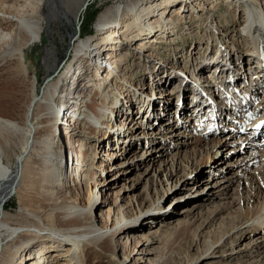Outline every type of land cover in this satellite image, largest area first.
Segmentation results:
<instances>
[{
	"label": "rangeland",
	"instance_id": "obj_1",
	"mask_svg": "<svg viewBox=\"0 0 264 264\" xmlns=\"http://www.w3.org/2000/svg\"><path fill=\"white\" fill-rule=\"evenodd\" d=\"M53 1L47 0L41 6L39 14L42 25L40 41L23 48V53L26 52L24 56L27 55L23 59L25 73L17 70L18 68L13 63L14 59L0 65V118L16 122L19 127L17 131H14L0 126L4 132L0 137L2 158L10 166H13L16 158L20 157L27 139V129L31 130L25 120L27 104L32 94L31 80H34L35 90L40 96L42 89L50 82H57L58 89L62 90L66 89L68 84L69 87L81 85L80 81L86 73L106 74L109 68L106 70L107 66L104 68L103 64L98 71V63L91 66L88 65V61L82 62L80 58L73 59L74 46L84 38L92 37L97 40L100 36L97 31V18L105 8L128 6V15L119 22V26H121L133 18L134 4H140V7L149 1L148 4H151V0H89L77 16H74L73 11L80 0ZM155 1L159 2L160 0ZM246 1L237 2L232 5L233 7L228 4L227 0H205L201 1V6H198L197 2H188L186 7L180 6L181 3L178 2L171 7L167 5L164 15L167 16L166 18L171 17V20L167 22L175 28V33L170 32L169 37L163 38L161 43L153 44L152 47L146 49L139 47L133 49L129 46V42H123L121 57L118 55L120 58L118 56L115 58L119 71L114 70L115 75L110 76L107 80L105 78L101 80L104 83V85L101 84V87H105V91L107 90V94H105L107 108L108 110L113 109L114 115L109 116L105 111H101L102 118L96 122L94 127L86 129L87 133H81L79 136L74 131H70V127L66 123L69 122L71 114L64 117L65 125L56 123L42 127L36 132L34 137L36 146L42 148L45 138L48 137L46 146L52 153L58 151L60 139L64 135L71 140L75 137L82 140L85 146V149L81 151L83 155L84 153L87 156L95 155L94 161L91 163V172L93 173L91 176L94 179L88 180L86 186H80L71 181V189L72 193L78 196L81 204L86 206L89 193L98 192L99 188L105 184L101 187V189H105V197L99 196L93 207L95 214L101 217L106 226H112V211L116 214L121 209L120 205L129 204L131 206L129 219L125 218L121 225L125 226L126 230V233H123L120 238L121 244L112 242L113 256L117 257L119 261L128 255L124 263L148 264L144 261H133L134 258L142 256L139 250L146 247L151 253L144 255L140 260H145L144 258L147 256L151 260H159V264H264V231L260 229L253 232L248 231L242 218L233 229L228 230L232 223H236V215L249 214V209L246 208L247 204L254 202L253 199L237 201L240 191H236L235 187L242 186L243 180L240 179L239 182L234 180L224 194H220L218 191L217 195H212L208 187L203 188L204 184L201 181L208 177L210 180L213 177V180L216 181L230 175L237 167L228 162L235 160L238 156L232 155L229 151L226 155L229 161L225 163L226 160H219V153L206 157L204 151L201 156H192L190 147L185 149L188 151L187 154H183L182 151L181 156H178L177 161L181 165L173 170L174 167L172 169L170 165L172 157L177 149L181 148V146L176 148L178 142L181 141L178 138L181 135H178L179 133L175 135V133L181 129L185 131L186 128L177 123L169 127L165 126V123L169 121L177 122V120H169V118L173 116L171 109L177 95L181 93V90L186 89V83L181 85L179 77L182 80H184V76L191 77L190 74L193 73L195 67L196 72L200 71L204 77L209 67L217 66V64L215 66L210 63L216 60H221V62L227 60L233 64L232 71L235 72L236 78L237 74L240 78L241 75L255 72L252 67L253 60L249 63H244L242 60V54L247 51L248 43L250 49L251 40L254 37L252 28L247 33L245 19L251 15L263 20L264 0H257L263 11L257 6H251L255 5L254 3ZM0 3V6L3 3L2 7L9 10L12 2L11 0H0ZM4 5L6 6L4 7ZM187 7L188 11H186ZM197 7L203 8L202 11H198ZM152 9H147L148 18L159 13ZM154 9L158 10V6ZM256 9L261 13L255 11ZM63 12H66L71 20L63 16ZM112 18L111 15L106 22L110 23L108 20ZM141 18L142 16L139 15L138 20ZM243 22L245 23L243 24ZM113 25L114 22L111 27L103 30L104 32L108 30L104 35H111L113 31L110 29ZM210 25L215 26L216 31H213ZM74 28L75 36H72ZM122 36L119 33L118 39ZM244 37L248 38L249 42ZM132 43L137 46L139 42L134 40ZM221 48L228 50L223 52L231 55L230 60L227 59V56H221L219 59V55L213 54L216 49ZM250 52H252L251 49ZM138 54L139 57L136 59ZM224 57L225 60H223ZM80 62L83 64L79 66V69L83 70L82 74L84 75L81 74L82 76L76 79L75 83L71 82L75 76L72 75V68L68 71L67 67L70 63L73 64L72 66H76ZM238 63H240L239 66ZM235 66L241 68L242 71H235ZM248 70L249 73H247ZM180 72L182 74H179ZM195 75L197 74L195 73ZM217 76L219 77V73ZM256 76L254 80L259 84L261 80L259 75ZM157 79L168 80V82L164 86L158 83V87H156ZM105 84H108L109 89ZM260 85L264 90V84ZM95 91L100 90L96 89ZM162 98L166 100L163 101ZM86 101L88 102V99ZM82 103L84 101H79V104ZM184 106L187 108V105ZM60 109L62 108L60 107ZM125 112H128L135 122L129 120ZM37 115L39 113L34 111L31 116L28 115V119ZM105 121L109 122V126H104ZM120 132L123 133L118 138ZM189 133L191 132L185 131L182 136L188 137ZM236 145H239L238 142L235 147ZM227 147L222 150L223 155L229 148ZM67 153L68 150L65 149L62 166H65L68 173L70 167L67 163ZM50 157L47 154L44 158L50 159ZM190 160L199 162L193 164L194 168L190 169L192 165ZM188 162L189 166L186 165ZM100 165L102 167L98 168ZM213 168L215 172L211 173L210 170ZM169 170L175 175L167 181L165 173ZM56 182V193L60 196L68 183L64 182L63 175L59 176ZM33 185L34 188H37L34 180ZM221 185L216 186L215 189L219 190ZM260 188L264 193L263 186ZM33 191L30 194L31 198L28 197L29 203L32 205L39 200L38 206H46L48 203L41 202L39 192ZM224 202L227 204H223ZM17 207L18 198L16 194H13L5 203L4 208L15 212ZM220 233L224 235V238L222 237L224 245L220 246L215 253L202 255L207 239L214 241L220 236ZM212 238L215 239L212 240ZM125 243L127 249L122 246ZM63 252H66L64 246ZM62 254L56 255L57 262L54 264H59V256H63Z\"/></svg>",
	"mask_w": 264,
	"mask_h": 264
},
{
	"label": "bare ground",
	"instance_id": "obj_2",
	"mask_svg": "<svg viewBox=\"0 0 264 264\" xmlns=\"http://www.w3.org/2000/svg\"><path fill=\"white\" fill-rule=\"evenodd\" d=\"M46 1L47 0H11L12 3L9 6L10 11L5 9L6 5H4L5 8H3L2 3V6H0V65L3 62L5 63V61L7 62L14 59L13 63L18 68L17 70L25 73L23 59L27 57V55L24 56L26 52L23 53V48L41 39L40 34L42 25L39 14L41 6ZM88 1L89 0L86 2L85 0H80L79 4H76L75 10L73 11L74 16H77L78 12L84 8L83 5L88 3ZM201 1L205 0H160L159 2L151 0V4H148L149 1L141 7L139 6L140 4H134L133 7H135V10L132 8V10H134L132 13L133 18L129 19L121 26H119V22L128 15V6L126 5L122 8L120 6H109L102 10L97 18V31L100 33V36L97 40L92 37L81 39L80 42L74 46L75 54L73 56V59L80 58L82 62L88 61V65L91 66L94 65V63H98V71L101 69L104 62L109 63L107 67L110 66V69L106 74L97 75L86 73L84 75L82 74L83 70L79 69V66L83 63L80 62L76 66H72L73 64L70 63L67 69L69 71L72 68V75L75 76L71 82L75 83L76 79L84 75L80 81L81 85L76 87L72 85V87H69L68 84L66 89L63 88L59 90L57 82H50L42 89L40 96L35 90L36 85L34 80H31L32 94L27 104L25 118L31 130L27 129V139L24 143V149L22 153H20V157L16 158L13 166L3 161V152L0 149V264H47L48 262L54 264L57 262L55 257L59 253H63V256H59V264H127L124 262L128 255L125 256L124 259H121V261L113 256L112 252L114 250L112 242L121 244V242H119L121 241L120 238L123 233H126L125 226L121 225L125 218L129 219V211L132 209L131 206L129 204L120 205L121 209L117 211L116 214L112 211V226L108 227L102 222L103 220L101 217L95 214L93 207L94 202L99 196L105 197V189H101L105 184L99 188L98 192L89 193L86 206H83L78 196L72 193L71 181L80 186H86L88 180L94 179V177L91 176L93 174L91 172V163L94 161L95 155L87 156L84 153V156L81 151L85 149V146L82 140L80 141L76 137L71 140L68 136L63 135L59 142L58 151L55 152L56 154L52 153L48 146H46L48 137L45 138L42 148L36 146L37 143L34 137L37 130L42 127L51 126L56 123H59V125L64 123L65 125L63 119L68 114H71L70 117H72L78 113L76 119L68 120V116L67 120L69 122H66L70 127L69 130L74 131L78 136L81 133H87L88 130L86 129H89V127H94L96 122L102 118L101 111H105L109 116L114 115L115 112H113V109L108 110L107 108L108 103L105 100L107 90L105 91V87H103L104 89L101 87V84L104 85L101 80L103 78L107 80L110 76L115 75L114 70L119 71L117 70L118 66L115 63V58L122 54L123 42H129V46L133 49L135 47L146 49L152 47L153 44L161 43L163 38L169 37L170 32L175 33V28L171 26V23L167 22L171 20V17L166 18L167 16L164 15L167 5L171 7L178 2L181 3L180 6L183 5V7H186L188 2H197L198 6H201ZM241 1L242 0H227L228 4L231 6ZM247 1L255 4L251 6H257L263 11L257 0ZM52 2L54 1L52 0ZM157 6L158 10H155L154 8ZM149 8H153L152 10L159 13L148 18L149 14L147 9ZM202 9L197 7L198 11H202ZM260 10L256 9L255 11L260 12ZM186 11H188V7ZM114 13L116 14L114 15ZM62 14L68 18L66 12ZM197 14L199 15V12ZM111 15L113 18L108 20L110 23H107L106 21ZM139 15H141L142 18L138 20ZM68 19L71 20L70 18ZM113 22L114 25L110 29L113 31L111 35H104L108 30L105 32L103 30L111 27ZM245 22L247 23V33H249L252 28V36L254 37H252L250 47L252 52H250L248 43L247 51H243L242 60H244V63H249L252 60L254 61L252 67L255 69V72L250 74H254L255 76L259 75L261 81L258 84V82L254 80V91L260 93L261 90L259 88L262 89L260 84H264V17L263 20H260L256 16L248 15ZM245 22H243V24ZM119 33L123 35L120 39H118ZM72 36H75V28ZM256 36H261L263 38ZM244 38L249 42L248 38ZM134 40L139 42L137 46L135 43L131 44ZM93 41L95 42L93 43ZM117 50L120 51L117 53ZM223 51L227 52L228 50L225 48L219 49V53L217 54V56L219 55V59L221 56H227V59L230 60L231 55ZM101 54L103 56H101ZM138 57L139 54L136 55V59H138ZM214 62L221 63V60H216ZM223 65L224 64H220L219 66L222 67ZM217 67L218 66L214 68L217 69ZM231 68L233 69V66ZM234 69L238 72L242 71L241 68H237V66H235ZM223 71L224 70H219L218 73H223ZM196 74H201V72L197 71ZM237 75L239 77V74ZM167 82L168 80L157 79L156 87H158V83L164 86ZM106 87H109L108 84ZM94 89H99L100 91H95ZM202 90L206 91L204 88H202ZM204 96L205 95H202L201 97ZM87 99L88 102L86 101ZM81 100L84 101V103L79 104ZM162 100L165 101L166 99L162 98ZM217 102L220 103L221 101ZM199 104L200 103H196L195 106ZM262 104L263 106L259 111L261 116L264 117V97L262 99ZM129 105H131V103H129ZM60 107L62 109L59 110ZM34 111L38 112L39 115L28 119V115L31 116ZM125 115L129 120L134 121L128 112H125ZM175 123L174 121H169L165 123V126L169 127L175 125ZM0 126L4 129H11L14 131H17V128L19 129L16 122L4 120L2 118H0ZM104 126H109V122L105 121ZM3 128H0V137L4 134ZM122 133L123 132L118 133V138ZM177 133L181 135L178 137L181 141L178 142V144L176 143V148L180 146L181 148L177 149V152H175L172 157L170 165L172 169L174 167L173 170L181 165L178 164V156L182 151L183 154H187L188 151L185 149L190 147L192 156H201L204 151L206 157L219 153V160H226L225 163L229 161L226 156L229 151H231L232 155L238 156L235 160H230V162H228L230 165H235L237 167L230 175H226V177L216 181L213 180V177L211 180L210 177L202 179L201 181H203L204 184L203 188L208 187L212 195H217L218 191L220 194H224L225 190L234 180L239 182L240 179H242V186L238 185L235 187L236 191H240L237 201H240V199L247 201L253 199L254 202L247 204L248 206L246 208L249 209L248 215L243 213L240 215L235 214L237 217L235 219L236 223H232L228 230L233 229L238 224L239 219L242 218L246 223L248 231L253 232L259 229L264 231V193H262V189L260 188V186L264 188V153L247 152L248 146L242 142L245 137L242 136L233 139L234 136L230 133L223 138L221 137V139L197 136L192 133H189L188 137H185L182 136L185 133L183 129L176 132L175 135ZM122 136L125 137V135ZM236 142H238L239 145L235 147ZM182 147H184V150H182ZM226 147L228 149L224 152L225 155H223L222 150ZM65 149L68 151L73 149L76 150L81 158V166L75 165V167H73V163H71L68 173L66 172L65 166H62ZM47 154L51 156L50 159L48 158L49 160L44 158ZM74 157L77 158L78 155L75 154ZM198 162L199 161L193 162L190 160V164H192L190 169L194 168L193 164L195 165ZM187 164L189 166V162L186 163V165ZM19 166L22 167L19 168ZM252 166H254V168H251ZM99 167H102V165L98 166V168ZM210 171L211 173L215 172L214 168ZM61 175H63L64 182L68 184L64 187L61 195L58 196L56 193V181ZM165 175V180L169 181L175 173L173 174L172 171L169 170ZM33 180L36 181L37 188H34ZM219 185H221V188L218 187L219 190H216L215 187ZM32 190H34L33 192H39L38 194H40L39 197L41 202H47L48 204L40 207L38 206L40 201L34 200L35 203L31 205L28 197L31 198L30 194ZM13 194H16L18 198V207L15 212L8 211L4 208L5 203ZM244 194L245 196H243ZM223 204L227 203L224 202ZM229 204L231 203L229 202ZM223 236L224 235L220 233V236L216 240L212 238L214 241H210L208 238L202 255L215 253L220 246L224 245L223 243L225 242L222 240ZM146 240L148 241L149 239ZM63 246L66 250L65 253L63 252ZM122 246L123 248L127 247L126 243L124 245L122 244ZM139 251L142 253V256L134 258L133 261L159 264V260H151L147 256L144 258L145 260H140L144 255L151 253L146 247Z\"/></svg>",
	"mask_w": 264,
	"mask_h": 264
},
{
	"label": "water",
	"instance_id": "obj_3",
	"mask_svg": "<svg viewBox=\"0 0 264 264\" xmlns=\"http://www.w3.org/2000/svg\"><path fill=\"white\" fill-rule=\"evenodd\" d=\"M87 3H85L84 5H83V7H85V5H86ZM83 9V8H82Z\"/></svg>",
	"mask_w": 264,
	"mask_h": 264
}]
</instances>
